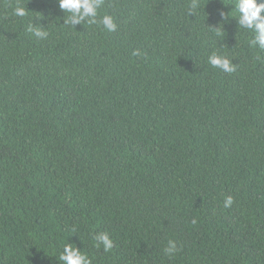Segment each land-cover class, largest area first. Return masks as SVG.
Here are the masks:
<instances>
[{
	"label": "trees",
	"instance_id": "1",
	"mask_svg": "<svg viewBox=\"0 0 264 264\" xmlns=\"http://www.w3.org/2000/svg\"><path fill=\"white\" fill-rule=\"evenodd\" d=\"M236 3L104 0L108 32L0 0V264H59L66 243L92 264H264V50Z\"/></svg>",
	"mask_w": 264,
	"mask_h": 264
},
{
	"label": "clouds",
	"instance_id": "2",
	"mask_svg": "<svg viewBox=\"0 0 264 264\" xmlns=\"http://www.w3.org/2000/svg\"><path fill=\"white\" fill-rule=\"evenodd\" d=\"M59 10L64 13L63 24L75 28L76 25L87 23L89 25L100 24L108 32L117 31L118 25L115 18L110 14H105L98 18L99 9L102 7L104 0H56ZM194 7V6H193ZM189 15L192 14L193 9L189 8ZM235 11L238 13L237 23L240 28L250 30L255 33L250 40V46H258L264 50V3H258L257 0H237ZM15 16L24 17L26 11L23 7H16L13 13ZM221 18H225V13H219ZM66 16V18H65ZM29 32H31L38 39H46L49 33L43 28H37L33 24L28 25ZM133 55H139L134 52ZM208 64L219 69L224 73H233L236 71L235 64L226 56L213 52L208 56ZM233 204V198L227 196L224 200V207L229 208ZM195 222V221H194ZM96 241V247H103L104 252L110 251L114 244L108 233L99 232L93 236ZM179 249L173 240H169L164 252L169 257L175 255ZM59 264H92L89 257L73 244L66 243L63 251L59 255Z\"/></svg>",
	"mask_w": 264,
	"mask_h": 264
}]
</instances>
